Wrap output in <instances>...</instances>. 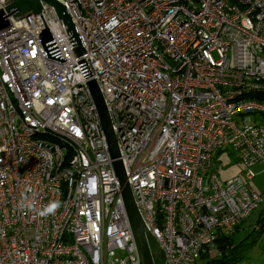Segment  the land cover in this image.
Returning <instances> with one entry per match:
<instances>
[{
	"label": "built area",
	"instance_id": "1",
	"mask_svg": "<svg viewBox=\"0 0 264 264\" xmlns=\"http://www.w3.org/2000/svg\"><path fill=\"white\" fill-rule=\"evenodd\" d=\"M57 1L81 58L46 3L0 31V264H143L92 80L158 264H197L264 203V0Z\"/></svg>",
	"mask_w": 264,
	"mask_h": 264
},
{
	"label": "water",
	"instance_id": "2",
	"mask_svg": "<svg viewBox=\"0 0 264 264\" xmlns=\"http://www.w3.org/2000/svg\"><path fill=\"white\" fill-rule=\"evenodd\" d=\"M43 3L53 7L58 18L65 25L66 31L70 36L69 41L71 43L75 57L81 58L87 54L80 35L66 6L57 0H11L10 3L6 4V10L0 11V31L10 27V18H13L15 21H20L33 15H41L42 12H45L43 9ZM52 40V34L49 28L46 27L41 33L42 45L46 51L48 50L47 44ZM88 87L97 107L101 124L109 146L110 154L114 161V168L122 187L123 199L140 252L142 263L155 264V260L161 256V249L155 238L147 231L135 203L123 162L120 159L118 141L113 130L112 121L103 95L96 81H90L88 83Z\"/></svg>",
	"mask_w": 264,
	"mask_h": 264
},
{
	"label": "crops",
	"instance_id": "3",
	"mask_svg": "<svg viewBox=\"0 0 264 264\" xmlns=\"http://www.w3.org/2000/svg\"><path fill=\"white\" fill-rule=\"evenodd\" d=\"M225 155L227 156V154ZM229 156H227L228 160ZM230 158L233 157L231 156ZM255 169L257 170L255 172L257 176L264 173L262 165L255 166ZM251 188L255 192L264 195V186H259L255 190L253 182H251ZM234 242L238 246L241 245L244 251L243 257L237 264H264V203L252 214L248 221L241 225L234 236ZM247 257L248 259L244 260Z\"/></svg>",
	"mask_w": 264,
	"mask_h": 264
},
{
	"label": "trees",
	"instance_id": "4",
	"mask_svg": "<svg viewBox=\"0 0 264 264\" xmlns=\"http://www.w3.org/2000/svg\"><path fill=\"white\" fill-rule=\"evenodd\" d=\"M251 216L249 217V219L251 218ZM241 225L237 228L236 232L241 227ZM235 234H223L222 236H220L216 241L215 255L212 257L208 253V251L206 254L200 257L199 261H204L203 264H237L241 260V257H243L244 251L242 250L241 245L238 246L235 244ZM160 260V258L156 260V263L158 264Z\"/></svg>",
	"mask_w": 264,
	"mask_h": 264
},
{
	"label": "rangeland",
	"instance_id": "5",
	"mask_svg": "<svg viewBox=\"0 0 264 264\" xmlns=\"http://www.w3.org/2000/svg\"><path fill=\"white\" fill-rule=\"evenodd\" d=\"M226 154L227 156L230 155L229 160L228 157L225 155V153H221L217 159V167L221 171L220 173L222 174L223 178L230 179L240 175L242 171L245 169V166L240 164L238 161L230 158L231 156L233 157L231 152H227ZM254 171L257 172L255 168ZM252 182L255 190L258 189L259 186H264V173L258 175L257 178H255ZM208 253L213 257L216 253V245L214 246V248L209 250ZM159 258L161 259V256H159ZM159 258H157L156 260H158ZM247 259L248 257L245 258L244 260ZM203 263L204 261L197 262V264H203Z\"/></svg>",
	"mask_w": 264,
	"mask_h": 264
}]
</instances>
